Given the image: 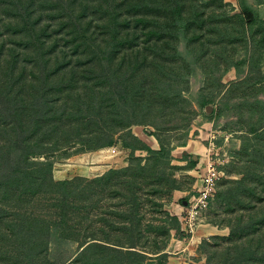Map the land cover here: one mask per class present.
Returning a JSON list of instances; mask_svg holds the SVG:
<instances>
[{"label": "rangeland", "instance_id": "1", "mask_svg": "<svg viewBox=\"0 0 264 264\" xmlns=\"http://www.w3.org/2000/svg\"><path fill=\"white\" fill-rule=\"evenodd\" d=\"M68 1L33 0L30 20L46 42L37 60L39 46L12 26L21 16L0 0V85L26 92L30 111L47 123L26 132L38 145L27 160L31 178L15 174L0 185V264H130L126 249L145 252L144 264L161 253L167 264H264V0H244L254 21L239 0L202 6L198 30L188 32L194 41H158L165 58L138 24L140 0H77L66 9ZM107 48L111 59L102 56ZM203 95L211 99L205 108ZM43 97L55 105L47 117L37 112ZM110 136L114 144L99 143ZM137 139L155 150L163 142L165 151L124 145L142 146ZM210 156L225 175L190 230L179 215L202 187ZM7 165L0 159L2 174Z\"/></svg>", "mask_w": 264, "mask_h": 264}, {"label": "trees", "instance_id": "2", "mask_svg": "<svg viewBox=\"0 0 264 264\" xmlns=\"http://www.w3.org/2000/svg\"><path fill=\"white\" fill-rule=\"evenodd\" d=\"M4 1L6 2L5 4L6 8H8V10L10 11H13L14 16H17V17L21 16L22 18L21 24L19 23H16V25L12 24L13 28L16 31H23V32L26 31L28 32V34H30L27 41L28 43H34V45L37 44L39 46L37 52L35 53L36 58H38L37 60H43L46 55V49L43 48L45 47L46 42H44L43 39L41 40L40 35L37 34V29H36L37 22L36 21H38V19H36L35 21L30 20V6L33 3V0H30L27 4H22L23 0H4ZM74 1H77V0H69L67 4H65V6H67L66 9L67 8L72 9L73 8L72 6L74 5L73 4ZM216 1L218 0H140V18L138 19V24H140V27H143L144 29L146 28L144 33L148 35L147 41L154 44L153 47L155 49H158L161 52V54L159 53L160 57L165 58L170 55H168L169 53H167V49L164 46L160 47L158 45V41H161L162 39H164L166 42L172 41V40H177L181 42V36L186 38L188 37L189 31L198 30V29H195L196 28L195 26H198L197 24L198 21H196L198 20V17L200 16L202 17V12H201L203 10L202 6L215 3ZM239 3L241 6V14L243 15V17L245 19H248L249 21H254L256 15L254 13L253 8L250 5H248L244 0H239ZM149 15H151L152 17L149 18ZM163 15L167 16L168 19H170V21L169 22L166 21L163 23L161 22L159 24L158 20ZM199 26L201 27L202 25H199ZM195 36L196 35L193 34L192 37H188L187 39H189L190 41H194ZM38 39H40V41ZM174 49L176 50L173 52L174 55H178L181 53V51L179 50L180 49L179 46H176ZM48 51H50V49ZM110 51L111 50L108 49L103 53L102 56L104 57V59H107V55H108V58L111 59ZM174 55H171V57L174 58L175 57ZM232 66H235L238 72L240 71V66L238 64L233 63ZM57 69H58L57 67L54 68V71L56 72ZM51 71H49V73ZM12 86H13L12 82L10 81L9 82L5 81L3 85H0V99L1 101H3V104L2 103L0 104V110L4 112V113H0V118H3L5 120V122H3V124L0 125L1 126L0 130L7 133L6 140H0V159L8 163V165L5 167V171H7V173L4 172L2 174L0 172V185H6L9 182V178L13 177L15 174L22 175L24 179H27L31 176L29 170L31 169L30 167H33V166L31 163H27V160H28L29 154L38 153V150L36 149L38 145H37L36 140L35 141L31 140V142H28V139L25 138L26 136H28L26 135V132L30 133L33 131L34 132L39 131L37 127H41L42 129L47 124V123L43 124V121L45 120L40 119V116L36 118V115L30 111L31 107H30V104L28 103L29 102L28 98L25 95L26 92L22 94L21 89L19 88L16 89L15 91H12L13 90ZM25 90L27 91L28 89L25 88ZM19 94L21 96L22 102L17 100V99H20L19 97H17ZM29 96L30 95H28V97ZM38 96L39 95H35L34 98L38 100ZM41 96L42 95H40L39 97ZM14 98H17V99H14ZM41 100L42 101H39V103L43 104L42 105L43 110L41 108V110L37 112L41 113L46 110V112H44L42 116L47 117L46 113H49V111L51 112L55 105L52 102H50V100L46 99L45 97H43V99ZM210 101L211 99L203 95L199 101V104L202 108H205L210 103ZM26 111L28 112L27 118H26ZM24 113L25 115H22ZM61 116L62 115H59L57 116V118ZM8 118H11L9 123H7L6 121V119ZM35 118L37 119L36 124H38L36 127L31 126ZM57 118L56 120L54 119L52 120L54 123L51 122L50 123L51 126H54V125L57 126L58 122H62L60 121L61 120L60 118L58 119ZM81 134L82 132L79 135ZM101 136L102 135L100 134V137ZM40 139H38V141H41ZM98 140H99V143H101V145L103 144L112 145L115 143L112 136H110V138H108V140H105L104 142L102 141L103 137L101 139L98 138ZM137 140L138 142L142 143V146L138 147L135 145H131L127 142L126 143L124 142V145L127 147H130L132 151H134L136 148L146 149L150 153H163L165 151V145L163 144V142L161 143L160 150H155V149L150 148L148 145H146L142 140L140 139H137ZM181 145L184 146L186 145V143H182ZM184 154L186 155L185 157L187 158L188 153L185 152ZM191 162H192V165L197 164V161L191 160ZM40 163L51 166L50 161H40ZM59 182L60 183L62 182L63 184H65L68 181L64 180V181H59ZM174 188H177V186L174 185ZM137 201L138 200L135 201V204H137V206L134 208L132 213H135L138 210ZM1 208L2 207L0 205V211H1ZM2 212H4V210ZM2 212H0V217H3L4 213ZM170 220H171L170 228H176L177 230H179L180 222L178 218L175 216H172ZM170 228H168V230H170ZM236 232H237V229L231 228L230 235L233 236ZM97 243L98 245L102 244V243L96 242V245ZM103 245H106V244H103ZM103 247L108 248L107 246H103ZM85 249H87V247L83 248V250ZM122 250H125V249H122ZM126 251H123V252L124 253L126 252L132 259L130 264H144L147 258H149V256L141 250L138 251L136 249H126ZM161 254L158 255V258H161V259L157 261L155 264H167V259H166L167 253L166 254L163 253V256ZM243 256L244 255H241L238 258L240 259ZM163 257H164V260H162ZM240 261L242 260L236 259L235 262L239 264ZM233 264H236V263H233Z\"/></svg>", "mask_w": 264, "mask_h": 264}, {"label": "built area", "instance_id": "3", "mask_svg": "<svg viewBox=\"0 0 264 264\" xmlns=\"http://www.w3.org/2000/svg\"><path fill=\"white\" fill-rule=\"evenodd\" d=\"M224 175V171L217 166V161L213 159V156H210L207 162V171L202 179V187L188 198L183 213L179 215L181 224H185L190 230H193L197 220L209 208L210 202L216 194L218 182Z\"/></svg>", "mask_w": 264, "mask_h": 264}, {"label": "crops", "instance_id": "4", "mask_svg": "<svg viewBox=\"0 0 264 264\" xmlns=\"http://www.w3.org/2000/svg\"><path fill=\"white\" fill-rule=\"evenodd\" d=\"M143 136V135H142ZM144 137V136H143ZM146 137V136H145ZM188 147H189V145H187L186 147H184V148H186L187 149V152H192V149L190 148V149H188ZM205 147V146H204ZM194 148V150L196 149L195 147H193ZM200 152L203 150L202 148H199L198 149ZM176 192H179V193H175V194H180L179 196H185V194H186V192L185 191H181V190H178V191H176ZM185 198V197H184ZM179 201H180V198L178 199ZM185 200V199H184ZM205 234V233H204ZM201 236H203L201 233H200V231L198 230L195 234H194V239H200V237Z\"/></svg>", "mask_w": 264, "mask_h": 264}, {"label": "bare ground", "instance_id": "5", "mask_svg": "<svg viewBox=\"0 0 264 264\" xmlns=\"http://www.w3.org/2000/svg\"><path fill=\"white\" fill-rule=\"evenodd\" d=\"M107 148V147H106ZM111 148V147H110ZM107 151V150H106Z\"/></svg>", "mask_w": 264, "mask_h": 264}]
</instances>
